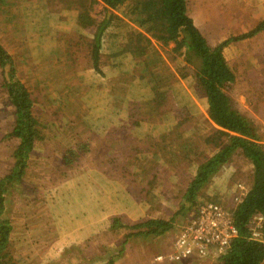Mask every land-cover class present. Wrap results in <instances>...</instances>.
I'll list each match as a JSON object with an SVG mask.
<instances>
[{
  "label": "rangeland",
  "instance_id": "obj_1",
  "mask_svg": "<svg viewBox=\"0 0 264 264\" xmlns=\"http://www.w3.org/2000/svg\"><path fill=\"white\" fill-rule=\"evenodd\" d=\"M37 1L22 0L13 19H5L0 15V41L7 47L15 61L21 82L30 91H36L41 97L44 96V99H46L45 95L56 98V101L50 102V108L42 98L38 101L39 107L36 113L41 122L35 129L37 136L34 141L37 147L28 161L30 167L28 166L24 179L21 177L7 182L8 190L11 192L5 194V210L1 212V216L7 218L8 223L12 225L9 253L14 264H105L106 259L103 256L110 247L116 248L124 241H128L126 245L129 243L125 236L126 226L123 229L120 226L114 229L108 224L116 222L117 218L122 222L134 223L145 221L148 217H145V211L140 207L131 211L122 209L117 195L121 197L124 195L123 191L117 192L120 186L117 187L114 183L110 186L109 178L126 186L127 183L124 182L126 177L121 175V171H114L109 164L104 166L100 160L119 148L121 163L127 164L128 169L136 173L134 176L139 175L137 183L142 184H146L149 176L152 177L151 174L158 169L167 170L166 174L172 171L173 187L169 178L165 183L172 193L179 195L182 185L191 187L189 184L195 177L198 163L205 156L215 152L218 142L227 140L224 135L226 129L209 118L207 98L196 93L192 78L187 79L179 75V68L175 64L169 65L160 61L159 65L155 62V68L157 65L159 69L167 65L165 70L173 71L179 78L173 80L174 87L178 90L173 106L178 108V111L179 108L180 110L183 108L186 110L185 113L190 115L189 122L182 128V131H187L186 137L189 140L180 147L167 144L158 128L149 130L157 119L156 115L151 117L150 113L147 115L150 116L151 123H143L139 129L137 125L132 129L128 125H121L119 132L112 131L110 137L114 136L115 139L111 138L109 143L96 139V131L88 125V121L86 123L84 121L86 117L84 114H89L90 111L85 105V100L80 96L86 95L88 83L95 81L99 85L108 80L113 86L109 90L106 84L103 88H98V91L102 90L100 96L98 92L96 93L98 97L96 104L102 106H94L98 111L104 110L105 95L109 102V106L103 112L102 124L105 123L108 127L113 121L120 123L126 118L133 122L132 118L129 119L128 111L134 106L124 112L125 107L132 105L130 100L128 101L129 96L122 94L118 96L115 90L124 92L138 75L137 71H144L148 67L144 63H137L139 57L135 58L130 52H126L120 55V61L124 62L120 68L109 66L105 61L107 55H100V66L106 75L95 72L94 34L97 23L104 15L105 5L102 0H49V8L37 4ZM45 10L50 11V17L45 14ZM90 17L98 22L93 24ZM129 37L130 40L133 38V32H130ZM54 44L55 48H53ZM246 49L248 47L243 45L232 50V55L229 52L227 59L236 74V80L228 88V92L237 107L249 112L251 117L255 116L253 118L261 128V122L264 123V70L255 68L252 51L246 52ZM163 52L165 53V49ZM249 57L252 59V64ZM258 66L260 67L261 64ZM77 84L80 86L76 91L82 92L77 96L72 94L71 102L79 103V99L83 103H79V106L73 107L74 109L70 111L69 97L65 93L72 92V87ZM95 91L96 89L92 92ZM61 97L65 99L61 100ZM113 100L122 108L121 112L114 110ZM60 104L63 108H60ZM47 109L60 110V113L54 118L53 115L44 112L45 110L47 112ZM166 113L163 111L160 115ZM72 117L75 118V124L70 125L68 122ZM96 120L97 116L90 119L92 122ZM0 121L12 122V117L9 114H1ZM160 123L163 125L164 122ZM216 128L220 129L221 134ZM6 130L3 125L0 126L1 161L10 159L4 148L5 140L8 138L1 139ZM76 141L90 143L88 151L81 155V160H77L81 163H75L66 169L64 159L50 156L53 152L60 155L61 150ZM190 143L195 145L196 150H190ZM240 150L236 152L235 162L231 165L229 163L222 165V168L212 175L210 184L202 188L212 199L224 200V194L232 191L231 187L238 177L237 169L246 161L242 149ZM200 151L205 153L201 154ZM187 152L189 155L185 157L184 154ZM89 156L90 160L85 161ZM14 162L15 159L10 160V163L14 164ZM247 168L250 171V168ZM97 170H104L107 176H110L112 171L114 174L111 173L110 177L101 180L96 176L93 177ZM7 171L0 169L1 181L9 174ZM243 172L241 178L245 177L248 180L250 174L245 170ZM161 188L162 186L156 185L154 190ZM21 189L24 195H21ZM39 193L41 198L36 199ZM142 195L138 197L141 198ZM130 197H134V191ZM33 201L38 203L40 209H44L42 223L34 226L25 222L30 215L23 211V207L26 211L27 207L33 205ZM173 207V204L168 203L167 207L154 208L155 211L151 216L170 218ZM45 217L52 221L47 222ZM178 221L183 222L184 219L180 217ZM171 234L157 237L151 235L146 240L142 236H137L132 243L139 242V244L134 249L129 245L124 254L116 258V264H169L154 262L153 254L168 237L174 239ZM189 260L194 263L211 264L215 258L197 260L193 257ZM189 260L170 264H185ZM216 264H218L217 260Z\"/></svg>",
  "mask_w": 264,
  "mask_h": 264
},
{
  "label": "trees",
  "instance_id": "obj_2",
  "mask_svg": "<svg viewBox=\"0 0 264 264\" xmlns=\"http://www.w3.org/2000/svg\"><path fill=\"white\" fill-rule=\"evenodd\" d=\"M64 1V0H63ZM93 1V0H92ZM105 5L106 13L102 15V19L98 22L93 17L90 20L97 27L94 34V58L93 63L96 73L106 75L104 69H101L100 55H107L105 61L109 66L113 68H120L124 62L120 61V55L130 52L135 58H142L148 60L151 47L145 43L142 33L133 32V38L130 40L129 34L133 30V23L143 28L154 38L161 39L164 45H168L174 42V46L170 50L172 55L177 54L173 59L176 62V66L182 69L184 61L187 64H192L190 71L192 73V81L195 86V91L199 95L206 96L208 102V115L211 120L219 124L220 126L228 129L224 132L227 140L217 144L216 151L208 156H205L197 165L195 180L190 182L191 187L188 188L185 193L170 196L167 193L169 189L166 184V180L169 178V174H166V170L158 169V171H151L152 177L146 180V184L137 183V177L134 171H131L127 164H122L120 155L121 151L109 153L102 160V164L106 166L109 164L114 171H121V175L126 177V186L119 181L107 176L104 170H97L93 175L97 179L105 180L108 177L110 186L114 183L119 187L117 192H122L124 195L118 196L117 199L122 204V209L131 211L134 208L140 207L145 211V221H140L132 224L123 223L120 218L116 219V222L112 224L111 228L120 226L123 229L127 227L125 236L132 242L137 236H142L145 240L150 236H160L166 232L174 231V229L184 228L186 224L191 222L196 213L194 212L200 205L205 202L213 200L205 191L203 187L210 184L212 175L220 169L222 165L228 164L234 157L239 149H242L254 162L256 166L255 184L253 189L244 197L241 201L238 209L235 212L236 223L239 228V235L234 240L233 244L223 252L211 251L206 256H190L185 259L197 258V260H204L205 258L213 259L215 261L211 264H264V238L255 239L252 237V230L250 221L251 217L256 213H264V143L260 140V127L255 118L251 117L249 112L241 110L234 102L232 95L228 92V88L236 80V74L228 63L224 49L230 40L222 42L218 45H213L199 31L198 27L194 24V20L188 16L187 12V0H102ZM22 4V0H0V15H3L5 19H13L17 15V9ZM37 4H41L44 8H49V0L37 1ZM38 5V7H39ZM128 14L130 19L122 14ZM45 14L50 17V11L45 10ZM136 16V17H135ZM264 23V22H263ZM264 25V24H263ZM261 26L255 28V30L241 34L237 37V40H242L245 37L251 35ZM128 36V38H126ZM136 36V37H135ZM81 44V42H78ZM118 44V45H117ZM55 44L53 48H55ZM121 47V48H120ZM149 51V52H148ZM183 59H182V58ZM111 58V59H110ZM110 60V61H109ZM184 60V61H183ZM109 61V62H108ZM148 69H144V73L150 72L151 76L147 77L142 71H137L138 75H134L133 82L129 89H124L125 95H128V101L130 100L131 106H127L124 109L129 110L133 106L139 105L140 108H133L128 111L130 118L121 120L120 123L112 122L109 127L104 126L101 123L103 119V112L109 106L106 95L104 96V110L98 111L93 105L98 100V97L87 96L85 100L86 107L89 105V114H84V119L89 126H92L96 131V139H101L105 143H109L112 135V131H118L121 125H128L130 129L136 125L138 129L143 123H151V117H157L156 122L149 128V130L159 129L161 137L167 144L179 146L189 139L186 137L187 131H182L184 125L189 122L190 115H187L186 110L173 106V101L176 99L175 93L178 90L174 85H170L169 78L173 77L171 71L161 70L158 71L155 68V63L151 66L146 63ZM16 63L9 53L7 47L0 41V115L9 114L12 117V122L0 121V126L3 125L7 128L6 132L2 134V138H18L20 144L13 154L15 162L10 163L13 170L3 177L0 183V264H14L13 258L9 253L10 245V232L12 225L8 223L7 218L1 216V212L5 210V198L8 190L7 182L16 179L24 172L29 166L28 161L33 155L34 149L37 147L35 140L37 136L36 128L41 122L38 119L36 109L38 101L42 98L47 102L50 108V102L56 101L55 97L51 95H45L41 97L36 91H30L25 84L20 80L16 71ZM141 72V73H140ZM186 73H184V77ZM108 85L109 90L113 88L110 82L107 80L102 84H97L95 81L90 83V90L101 89L105 85ZM80 84L72 87V92L77 96L81 92H77ZM70 88V87H69ZM69 88L67 90H69ZM66 90V91H67ZM100 96L102 90H96ZM65 94L69 97V109L72 111L79 103L83 101L78 99V102H71L73 99L71 92ZM124 95V96H125ZM64 100V97L60 98ZM154 101L155 104L161 103L160 107L155 110L154 108H144L141 106V102L145 100ZM190 99V96L189 98ZM127 101V102H128ZM60 102V101H59ZM94 103L93 105H90ZM96 106H101L96 104ZM102 107V106H101ZM60 108H63L60 104ZM163 111L167 113L160 115ZM53 115L54 118L60 113V110L44 111ZM150 113V114H149ZM185 113V114H184ZM92 114V115H91ZM149 114V115H147ZM91 115V116H90ZM97 116L95 122L90 121L91 118ZM149 116V117H148ZM155 117V118H156ZM123 118V117H122ZM209 119V120H210ZM148 122H145V121ZM163 121V125H160ZM96 122L98 125L96 126ZM68 124H75V118L72 117ZM193 127V125L191 126ZM90 140V139H89ZM90 143L84 141H76L64 149L62 160L64 159V167H69L75 163H81L82 154L87 152ZM189 146V145H188ZM190 150H196L195 145L190 143ZM189 151V150H188ZM193 153V151H191ZM195 153V152H194ZM201 154L205 152L200 151ZM156 157V154H154ZM185 157L189 155V152L184 154ZM183 155V156H184ZM12 157V156H10ZM191 160L193 157L190 158ZM90 156L85 159L89 161ZM194 162V161H193ZM100 164V163H99ZM3 165V167H1ZM5 161L0 160V169H5ZM9 167V166H8ZM158 168V167H157ZM67 169V168H66ZM106 171V170H105ZM132 174V175H131ZM130 175V176H129ZM133 176V177H131ZM123 182V183H124ZM156 185L162 186L161 189L154 190ZM116 187V188H117ZM134 191V197H130ZM157 191V192H156ZM144 193V195H142ZM142 195L141 198L138 196ZM167 196V197H165ZM174 198H179L176 201ZM122 200V202H121ZM176 203L172 210L170 218L151 216V213L155 211L154 208L161 209L167 207L163 203ZM194 210V211H193ZM188 220L187 223L178 221L179 218ZM262 231H264V226ZM181 232V231H180ZM175 233L172 234V236ZM124 241L122 245L116 248L110 247L105 256V264H116V258L124 254V250L127 245ZM139 244V242H137ZM117 250V252H115ZM119 253V254H118ZM215 256V257H214ZM184 259V260H185ZM166 260V259H165ZM170 262L176 261L168 259ZM167 261V260H166ZM182 261V260H180ZM187 261L185 264H194V262ZM190 262V263H189ZM197 263V262H196Z\"/></svg>",
  "mask_w": 264,
  "mask_h": 264
},
{
  "label": "crops",
  "instance_id": "obj_3",
  "mask_svg": "<svg viewBox=\"0 0 264 264\" xmlns=\"http://www.w3.org/2000/svg\"><path fill=\"white\" fill-rule=\"evenodd\" d=\"M187 12H188V16L194 20V24L196 25V27H198L199 31L203 34L205 39H207V41H209L211 44L218 45L222 42L230 40L224 49V52H225V55L227 58L229 57V52H231L232 50H235L239 47H242L243 45L244 46L246 45L248 47V49H246V52L252 51L253 64H254L255 68L264 70V25H263L264 24L263 23L264 22V0H187ZM105 13H106V9L104 10V14ZM122 14L126 17V19L132 18V17L129 18L128 14H125V13H122ZM258 26L259 27L261 26V28H258L255 32H253L251 35L245 37L244 39L237 40L238 36H240L241 34L249 33L251 31L255 30V28H257ZM132 28H133V30L131 32H137V30H138L140 33H142L143 38L148 40L146 44H148L151 47V49L149 50L150 55L148 57V60H146V59H144V57H142L139 61H137V63H144V64L147 63L148 66L149 65L152 66L155 62H158V65H159V63L161 61L162 63H166L169 65H174V64L176 65V62L173 59V57L175 58L177 54L175 53L174 55H172V53L170 51L172 49V47L174 46V42H171L168 45H164L163 40L152 37L145 30V28H143L137 24H134V23H133ZM163 49H165V53L163 52ZM232 53L233 52H231L230 55H232ZM250 62L252 64L251 58H250ZM259 64H261L260 67L258 66ZM158 65L156 66V69L158 71H160L158 68ZM191 66H192L191 63L187 64L184 61L182 69H179V71H180V72H178V73H180L179 75L184 77V73H186V76L184 78H187V79L192 78V73L190 71H192L193 69L191 68ZM167 67L168 66L165 65L162 67L161 70L163 71ZM184 68L186 69V71H184ZM171 72L173 74V77H175L176 79H179L173 71H171ZM141 74H145V75H147V77L151 76L150 72H146V71H145V73L143 72ZM175 78H169V79H172V80H169L170 85H174L173 80ZM132 82H130V86H131ZM90 88H91L90 84L88 83V89L90 90ZM129 88L130 87H127V89H129ZM96 90H98V88ZM92 91L93 90H91V92L87 91L85 98H87V96H89V95H91L94 98L97 97V95H96L97 91H95V92H92ZM71 93L74 94L73 92H71ZM115 93H118V96L120 94H122L123 96L126 94L125 92L120 91V90L119 91L115 90ZM175 94H178V93H175ZM262 94H263V91L261 92V95ZM80 96H82L84 98V94L80 95ZM94 103H92L90 105L94 104L93 106H96V102H94ZM113 103L115 106L114 110L117 112H121L122 108L114 100H113ZM140 104L142 107L144 106L145 109L146 108H154L155 110H157L161 105V103L155 104L154 101H149L148 99L145 101H142ZM88 107H89V105H88ZM134 108H140V106L136 105V106H134ZM46 114L50 115L49 113H46ZM253 117H255V116H253ZM261 124H262V127L260 128V132H261L260 140L264 143V123L261 122ZM103 125L106 126L105 123ZM217 130H218V133L221 134L220 129H217ZM226 130H228V129H226ZM8 140L9 139L5 140L6 145L4 148H5L6 154L9 156H12V157H10L9 161H8V159L5 161V165H7V166H5V169H6V171L8 170L7 171L8 173H10L13 170V167L10 166V160L14 159L13 154L10 152H12V151L15 152V150L18 148V146L20 144V139L18 140V138H13V139H10L9 141ZM43 142L44 141H41V143H43ZM46 143H50V141H46ZM217 144H216V149H217ZM63 153H64V150H61L60 155H56V153L53 152L52 155H50V156L51 157L52 156L57 157V158L61 159L63 157ZM242 153L245 155L246 161H244L245 162L244 164L241 163L240 167H238V169H237L238 170V177L234 181L233 186L231 187L232 191H230L229 194H224V200L221 198L224 201V204L227 207V209L233 211L234 213L238 209V207H239L241 201L244 199V197L253 189L254 184H255V180H256L255 179L256 166H255L253 160L243 150H242ZM235 155L230 160V162H229L230 165L235 162V160H236ZM29 167H30V165H29ZM247 167L250 168V171ZM221 168L222 167H220V169ZM27 169H28V167H27ZM27 169L25 170V166H24V172L16 178L22 177L24 179ZM243 170H245L247 172V174H250L248 176L249 177L248 180H246L245 177L241 178V174L244 173ZM218 171H216V172H218ZM172 175L173 174L171 171V173L169 174L170 179H172V177H171ZM113 176L115 177L116 175H113ZM195 177H196V174H195ZM195 177L193 178V180H195ZM1 178L2 177L0 174V183H1ZM23 186H25L24 182H23ZM171 186L173 187L172 181H171ZM183 186L184 185H182L180 193L181 192L185 193L186 191H184V190L188 191L189 186L188 187H183ZM23 190L25 191L24 187H23ZM168 194L170 196L177 195L175 193H172L171 190H169L167 195ZM21 195H24V193H22V189H21ZM165 197H167V196H165ZM177 197H179V195H177ZM39 198H41L40 193L37 195L36 199H39ZM174 199L176 201L179 200V198H177V199L174 198ZM171 204H173V206H177V204L175 202L171 203ZM163 205H167V202L163 203ZM23 208H24L23 211L30 215L26 218L25 222L31 223L33 226L35 224L37 225V224L42 223V218H44V215H43L44 209H40V206L38 205V203L36 201H33V205H30L29 207H27L26 211H25V207H23ZM173 212H174V210H171V214ZM257 214L258 213L254 214L251 217V219ZM23 215H24V213H22L21 216H23ZM45 215L47 216L49 214H45ZM158 217H162V216H158ZM45 218H47V222L52 221L48 217H45ZM39 220L41 222H39ZM137 222H139V221H137ZM187 222H188V220H186V219L183 221V223H187ZM123 223L132 224L130 222H124V221H123ZM134 223H136V222H134ZM250 224H251V221H250ZM180 231H181V228L177 227L176 229H174L173 232H166V233H164V235L167 236L171 233L172 234L175 233L172 237L176 238L179 235ZM263 238H264V231H263ZM151 239H154V238H151ZM172 240L173 239L168 237L166 239L167 243L164 242V244L161 247H158L157 251L155 252V254H153V256L155 257V255H157L161 252L168 253L169 251H171L172 245H170V244H171ZM129 245H130V247L132 246L134 249L136 247V245H138V244H136V242H133V243L131 242V244H130V241H129V243H128V245L124 251H126L128 249ZM138 250H140V249H138ZM138 250H134V251L137 252ZM166 260H168V259H166ZM166 260L157 261L154 258V262H156V263H169V264L170 263H176L175 261L170 262V261H166ZM190 262L192 263L193 261H190ZM127 264H130V263H127ZM194 264H201V263L197 262Z\"/></svg>",
  "mask_w": 264,
  "mask_h": 264
},
{
  "label": "built area",
  "instance_id": "obj_4",
  "mask_svg": "<svg viewBox=\"0 0 264 264\" xmlns=\"http://www.w3.org/2000/svg\"><path fill=\"white\" fill-rule=\"evenodd\" d=\"M195 218L186 224L179 235L171 241L172 251L159 253L155 260H184L187 257L206 256L211 251L223 252L229 248L239 235L235 213L222 199H213L195 210ZM264 214L252 218V237L263 239Z\"/></svg>",
  "mask_w": 264,
  "mask_h": 264
}]
</instances>
